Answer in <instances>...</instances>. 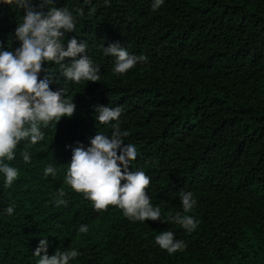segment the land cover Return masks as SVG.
<instances>
[{
  "label": "trees",
  "instance_id": "trees-1",
  "mask_svg": "<svg viewBox=\"0 0 264 264\" xmlns=\"http://www.w3.org/2000/svg\"><path fill=\"white\" fill-rule=\"evenodd\" d=\"M152 2L32 0L34 11L73 14L75 31L62 44L72 37L86 43L100 81L65 79L54 62L39 73L72 99L75 112L39 125L43 140H22L5 161L18 178L5 187L0 172V264H38L41 238L48 255L75 249L70 264H264V0H164L155 11ZM23 15L0 0V51L20 46L15 29ZM111 42L147 61L114 73L115 58L102 48ZM96 105L122 109L120 128L129 133L122 139L138 153L129 170L150 177L147 193L161 220L132 221L115 206L96 211L66 183L72 150L90 147L97 132L111 136L116 121L99 124ZM48 166L55 176H45ZM180 192H192L191 212H183ZM178 211L197 228L163 221ZM162 231L186 247L161 249L155 236Z\"/></svg>",
  "mask_w": 264,
  "mask_h": 264
},
{
  "label": "clouds",
  "instance_id": "clouds-1",
  "mask_svg": "<svg viewBox=\"0 0 264 264\" xmlns=\"http://www.w3.org/2000/svg\"><path fill=\"white\" fill-rule=\"evenodd\" d=\"M2 2L24 9L23 20L15 29L20 46L14 51H0V172L4 174L5 187H10L18 178V170L5 161L15 159L18 144L28 138L36 144L44 138L39 125L47 126L61 117H71L75 112L72 99H65L61 90L53 91L48 79L39 78V73L46 71L45 63L59 64L63 77L75 83L100 81V69L87 55L86 43L72 37L68 39L66 48L62 44L65 33L74 32L76 28L73 14L66 7H50L45 14L33 10L32 0ZM51 3L52 0H42V5ZM163 3L164 0H153L152 10H157ZM102 48L105 55L115 58L113 71L116 74H125L137 63L147 61L144 55L130 54L119 42H111ZM66 57L70 58V63H62ZM94 107L99 124L116 123L111 124L110 137L97 132L90 140V147L85 149L81 145L72 150L66 183L90 200L96 211H106L109 206H115L132 221L161 220L160 208L153 207L147 193L150 177L144 171L129 170L130 161L135 160L138 153L133 144H125L122 139L129 135L120 128L122 109ZM23 159L26 163L30 161L27 153L23 154ZM50 174H56L52 166L45 169V176ZM64 195L63 190L59 191V197ZM179 198L183 212H191L196 204L192 192H180ZM57 204H66V201L58 199ZM5 211L12 215L13 207L9 206ZM163 221L179 224L188 232L198 226L193 216L181 215L179 211ZM79 231L86 232V226L82 225ZM155 243L169 254L186 247L172 231L160 232L155 236ZM47 246V239L41 238L33 252L39 257L38 264H70L78 256L75 249L48 255Z\"/></svg>",
  "mask_w": 264,
  "mask_h": 264
}]
</instances>
